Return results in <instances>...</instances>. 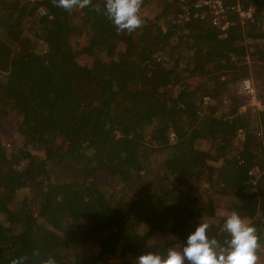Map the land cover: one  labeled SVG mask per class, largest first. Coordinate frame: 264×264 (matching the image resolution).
<instances>
[{"label": "trees", "instance_id": "trees-1", "mask_svg": "<svg viewBox=\"0 0 264 264\" xmlns=\"http://www.w3.org/2000/svg\"><path fill=\"white\" fill-rule=\"evenodd\" d=\"M221 1L216 24L211 4L143 0L129 33L103 0H0V264H107L134 218L141 254L182 246L200 222L223 242L221 204L264 247V109L241 111L230 88L264 85V0Z\"/></svg>", "mask_w": 264, "mask_h": 264}, {"label": "clouds", "instance_id": "clouds-1", "mask_svg": "<svg viewBox=\"0 0 264 264\" xmlns=\"http://www.w3.org/2000/svg\"><path fill=\"white\" fill-rule=\"evenodd\" d=\"M103 14L112 22L118 32L135 31L142 26L140 9L143 0H103ZM53 4L66 11L84 9L92 0H53ZM95 11L101 12L100 4ZM209 225L200 222L187 236L182 246L167 247L166 252L148 251L139 255L134 264H257L258 250L261 245L257 229L248 224L237 213L227 214L223 230L228 238L223 242L208 235ZM38 255V253H34ZM28 257L14 258L10 264H26ZM41 264H57L48 257Z\"/></svg>", "mask_w": 264, "mask_h": 264}, {"label": "rangeland", "instance_id": "rangeland-1", "mask_svg": "<svg viewBox=\"0 0 264 264\" xmlns=\"http://www.w3.org/2000/svg\"><path fill=\"white\" fill-rule=\"evenodd\" d=\"M164 0H154V7L153 9L156 11V8L158 10H161ZM189 2H192L193 0H188ZM247 15L242 14V17H246ZM248 17V16H247ZM84 48L86 47V52L81 55V58L83 61L91 62L92 59V49H88V43H84ZM248 63L251 64L253 62V57L249 56ZM248 81L251 82V85H255V94L250 95L246 90V85H248ZM247 82V83H246ZM259 82V81H258ZM257 80L255 75H252L250 78L244 79L236 84L231 85V91L234 92V94H238L240 97V107L241 111L251 110L255 111L256 109H264V85H257ZM263 84V83H262ZM245 87V88H244ZM254 87V86H253ZM9 128L7 129V132H9ZM243 137L240 135L237 144L239 145V140H241ZM18 143V142H17ZM15 147L16 143L12 142V144L9 143V147ZM58 171L61 174V176L67 177L72 181H81V176L78 175L77 172L70 170L69 173L65 172L63 168L58 167ZM106 180V179H103ZM199 181V180H198ZM98 186H100L102 189L107 190L105 183L106 181H97ZM200 182L203 184L201 186V190L205 191L208 188V182L209 180H204ZM108 191V190H107ZM233 211L228 209V205L221 204L219 205L218 210L216 211V224H218L219 227L223 228V223L225 220V217L227 214H231ZM141 219L134 218L129 222V228L125 234V237L123 241L121 242V245L117 251V254L115 256H112L106 260L107 264H123L126 262H132L134 263V260L141 255L139 250H135L132 246H128V241L130 238H133V236L136 233V230H142L143 226H138V222H141ZM246 223L250 222V219H245ZM222 224V225H221ZM150 243V242H149ZM153 243H150V248L153 249ZM143 254V253H142ZM72 256V255H71ZM72 260L69 261V264H71ZM257 264H264V247L261 246L258 250V261Z\"/></svg>", "mask_w": 264, "mask_h": 264}, {"label": "built area", "instance_id": "built-area-1", "mask_svg": "<svg viewBox=\"0 0 264 264\" xmlns=\"http://www.w3.org/2000/svg\"><path fill=\"white\" fill-rule=\"evenodd\" d=\"M33 1H41V0H33ZM203 3H207V4H211L210 6H212L214 9H215V18H214V21L216 24H219L220 23V19L221 17H223V15L221 14L222 10H224L222 8V1L221 0H215L213 3L211 2V0H198V4L199 5H202ZM242 14H246L248 17H251L252 16V10L249 11V12H242ZM241 14V15H242ZM227 26V24H224L222 27L225 28ZM247 83V82H246ZM248 85H246V88L245 90L250 94V95H254L255 94V85H251V82L248 81ZM172 139H173V135H172Z\"/></svg>", "mask_w": 264, "mask_h": 264}]
</instances>
